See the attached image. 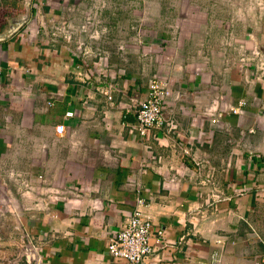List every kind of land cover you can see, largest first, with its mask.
Segmentation results:
<instances>
[{"label":"crops","instance_id":"0c3cea01","mask_svg":"<svg viewBox=\"0 0 264 264\" xmlns=\"http://www.w3.org/2000/svg\"><path fill=\"white\" fill-rule=\"evenodd\" d=\"M177 3L0 0V264H119L107 241L137 198L145 264L264 263V73L250 57L264 8ZM85 15L98 38L80 57ZM152 76L170 84L174 128L140 138L132 107Z\"/></svg>","mask_w":264,"mask_h":264},{"label":"built area","instance_id":"2783aa9c","mask_svg":"<svg viewBox=\"0 0 264 264\" xmlns=\"http://www.w3.org/2000/svg\"><path fill=\"white\" fill-rule=\"evenodd\" d=\"M78 33L85 35V40L78 41L75 45V50L79 56H83L85 54L84 49L88 47V44L98 38V31L95 29L93 16L85 15L83 17ZM65 38L67 40V37ZM250 57L255 70L259 73H264V50H261L258 46H253L250 50ZM243 60L241 59V61ZM169 91L170 84L167 80L155 76L147 80L144 98L140 101H135L132 107L134 116L132 129L138 137L143 138L146 132L151 129L169 131L174 128L172 121L163 119L162 113L163 104L168 97ZM244 106L245 102L238 100L234 105L226 107L223 112L225 115L236 116L241 113ZM69 116L71 115H66V117ZM209 117L210 124L215 125L217 123L215 115ZM261 119L264 120V114L261 115ZM53 132L61 136L64 133V127L60 124L55 125ZM252 132V130H248V133ZM191 160L195 165L199 164L195 159ZM212 196L216 197L215 195ZM142 204L143 201L141 199L137 198L135 200L132 211L124 219L120 230L107 241L106 252L112 258L120 260L119 264H145L146 259L152 253V248L148 243L151 235V223L142 215ZM161 238L162 231L158 229L155 231V244L160 243ZM217 243L220 242L218 241ZM262 244L264 247V241Z\"/></svg>","mask_w":264,"mask_h":264},{"label":"rangeland","instance_id":"374dc122","mask_svg":"<svg viewBox=\"0 0 264 264\" xmlns=\"http://www.w3.org/2000/svg\"><path fill=\"white\" fill-rule=\"evenodd\" d=\"M178 1H181L182 3L181 9L184 11V14H187V7L189 6L195 7V10L198 13L201 11H204V8L207 2L210 0H164L165 7H172L173 5H176ZM216 1L220 5L221 4L227 5L230 10L231 9L236 10V7H239V8L243 7L246 13H250L251 11L256 10V9L260 10L264 8V6H261V2H263V5H264V0H228V1L216 0ZM177 5H179V3H177ZM169 10H168L169 13H167L165 17L171 19L172 12L170 8Z\"/></svg>","mask_w":264,"mask_h":264},{"label":"water","instance_id":"95a60500","mask_svg":"<svg viewBox=\"0 0 264 264\" xmlns=\"http://www.w3.org/2000/svg\"><path fill=\"white\" fill-rule=\"evenodd\" d=\"M24 21L25 20V18L24 17H22L21 18V21ZM19 24V23H18ZM12 32V29L10 28L9 29V31L6 33V35L4 34V35H0V39H4V38H6L10 33Z\"/></svg>","mask_w":264,"mask_h":264},{"label":"trees","instance_id":"16d2710c","mask_svg":"<svg viewBox=\"0 0 264 264\" xmlns=\"http://www.w3.org/2000/svg\"><path fill=\"white\" fill-rule=\"evenodd\" d=\"M4 12H3V10H0V14H3Z\"/></svg>","mask_w":264,"mask_h":264}]
</instances>
